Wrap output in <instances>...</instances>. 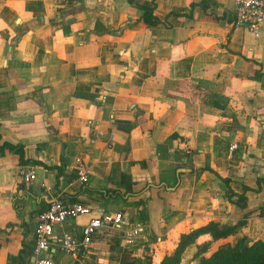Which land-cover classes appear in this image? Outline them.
<instances>
[{"label": "crops", "instance_id": "1", "mask_svg": "<svg viewBox=\"0 0 264 264\" xmlns=\"http://www.w3.org/2000/svg\"><path fill=\"white\" fill-rule=\"evenodd\" d=\"M233 20L232 0H0V145H21L29 160L0 152V264L33 260L37 215L56 194L89 208L55 226L58 264L75 263L58 248L62 232L80 236L89 219L118 212L124 229L144 230L126 246L100 229L88 264H118L122 249L159 264L211 221L241 224L200 235L180 264L204 243L209 254L264 240V184L253 189L264 179V20L258 37Z\"/></svg>", "mask_w": 264, "mask_h": 264}, {"label": "built area", "instance_id": "2", "mask_svg": "<svg viewBox=\"0 0 264 264\" xmlns=\"http://www.w3.org/2000/svg\"><path fill=\"white\" fill-rule=\"evenodd\" d=\"M232 1L234 4V26H244L255 37H258L264 20V0ZM229 148L230 150L236 148V144H231ZM75 161L79 181L86 183L88 181L86 164L80 158H76ZM35 178L36 174L33 168L24 173L25 182ZM88 213L89 208L85 205L66 200L61 194L53 196L49 206L37 215L32 247L33 260L28 264H58L50 254L54 245L55 226L63 224L67 219H76L78 216ZM124 224V217L120 212L91 218L82 226L80 236L72 232H62L57 242L58 248L77 264H88L84 257L90 248L94 235L100 229L106 228L122 232L124 244L131 246L145 227L143 224H138L135 227L124 229Z\"/></svg>", "mask_w": 264, "mask_h": 264}, {"label": "trees", "instance_id": "3", "mask_svg": "<svg viewBox=\"0 0 264 264\" xmlns=\"http://www.w3.org/2000/svg\"><path fill=\"white\" fill-rule=\"evenodd\" d=\"M90 98L92 96L88 95ZM206 103L217 106H226L224 100L215 95H210ZM8 149L18 155V163L26 164L28 159L24 158L23 147L21 145H13L9 143H3L0 145V152L4 149ZM209 170L219 176L216 172L212 171L208 166L200 168V170ZM220 179L226 185V196L231 201L232 197L236 196L239 206L245 207L246 199L243 194H235L229 187V179L227 177L220 176ZM257 185L253 189L258 191L261 188V183L264 184V179L258 177L256 181ZM125 189V193L131 192V186L125 179L122 181ZM247 189V188H244ZM241 224L238 222L235 225H222L218 222L211 221L207 225L200 228L193 229L188 233H183L179 237V241L172 253L163 256L159 264H180L182 253L186 247L192 243H196L197 239L202 234H209L211 239H219L227 237L235 232L236 228ZM209 251L208 244L204 243L197 247L193 259L196 264H264V240H256L252 243H248L246 239L239 238L234 243H224L217 247L215 250L207 254ZM118 264H152L149 261L136 260L129 251L122 249L119 253Z\"/></svg>", "mask_w": 264, "mask_h": 264}, {"label": "water", "instance_id": "4", "mask_svg": "<svg viewBox=\"0 0 264 264\" xmlns=\"http://www.w3.org/2000/svg\"><path fill=\"white\" fill-rule=\"evenodd\" d=\"M180 171H184V169H183V168H182V169H179L178 173H179ZM74 264H77V262H75Z\"/></svg>", "mask_w": 264, "mask_h": 264}, {"label": "rangeland", "instance_id": "5", "mask_svg": "<svg viewBox=\"0 0 264 264\" xmlns=\"http://www.w3.org/2000/svg\"><path fill=\"white\" fill-rule=\"evenodd\" d=\"M194 260V259H193ZM195 261V260H194ZM194 264H196V262H194Z\"/></svg>", "mask_w": 264, "mask_h": 264}]
</instances>
